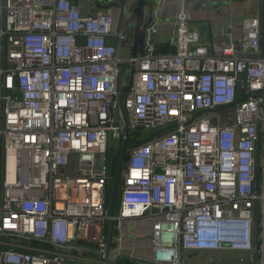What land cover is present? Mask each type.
Returning a JSON list of instances; mask_svg holds the SVG:
<instances>
[{
	"label": "built area",
	"instance_id": "obj_1",
	"mask_svg": "<svg viewBox=\"0 0 264 264\" xmlns=\"http://www.w3.org/2000/svg\"><path fill=\"white\" fill-rule=\"evenodd\" d=\"M136 1L0 0V264H103L124 139L118 96L133 67L130 139L175 128L128 148L116 230L150 219L151 256L126 255L117 234L110 264H186L203 251L248 253L253 264L257 213L264 264V0L212 45L183 9L166 51L152 25L133 58ZM150 1L156 14L162 0Z\"/></svg>",
	"mask_w": 264,
	"mask_h": 264
},
{
	"label": "crops",
	"instance_id": "obj_2",
	"mask_svg": "<svg viewBox=\"0 0 264 264\" xmlns=\"http://www.w3.org/2000/svg\"><path fill=\"white\" fill-rule=\"evenodd\" d=\"M234 0L231 4V8L227 6H222L217 3L227 2L223 0H162L159 5H157V11L154 21L149 27L155 25L157 27V35L155 39L158 42V50L160 52L166 51L167 45L166 41L168 37L172 34L176 20L184 12L189 19L190 28L201 32L203 40L212 45V38L216 35L222 28L226 27L228 24L237 25L240 23L242 18L248 17L243 15V11L238 13L233 8ZM216 4V7L214 6ZM257 11L249 14V17L257 16ZM205 22V24H203ZM203 24V25H201ZM235 38L240 37V31L236 29L234 31ZM237 43V42H236ZM224 47L222 44L216 40L213 44V51L216 54L223 53ZM144 222V241L141 243L139 240H135L131 234L128 232V227L138 228ZM152 226L153 223L150 219H135L127 220L122 224V229L119 231L118 236L121 239V245L125 249L126 255L131 254L137 258L144 259V261L149 260L151 256L152 247ZM235 254L240 255L241 261L248 264H252L251 255L248 253H234V252H198L189 253L185 258L186 264H217V257L223 254ZM118 255V251H114V257ZM127 257V256H125ZM208 261V263H207ZM222 262L219 261V264Z\"/></svg>",
	"mask_w": 264,
	"mask_h": 264
},
{
	"label": "water",
	"instance_id": "obj_3",
	"mask_svg": "<svg viewBox=\"0 0 264 264\" xmlns=\"http://www.w3.org/2000/svg\"><path fill=\"white\" fill-rule=\"evenodd\" d=\"M223 1H231V0H223ZM121 3L124 4L125 0H121ZM155 5L152 1L150 0H137L134 10H133V15L131 17V22L132 25L130 27V35L132 36V47H131V55L133 58H137L140 55L145 54V46H146V38H147V30L149 29V26L155 19ZM120 27V20L118 21V28ZM263 28H264V12H263ZM136 72V68L133 67L131 70V75H130V81L128 85H125L121 88L119 96H118V110H119V115L120 118L122 119L123 125H124V139L123 143L121 146L120 150V156H119V161L118 165L115 171V181L110 197V202H109V223H108V235H107V248L102 251L103 254V264H110L111 263V253L112 250L114 249V244H115V231H116V218H117V212H118V202L120 198V189L123 184V176H124V171H125V164H126V158L128 154V148L130 145H137V144H142V143H148L155 139L156 137L171 131L172 129L175 128V126H170L164 129H160L155 131L152 135L147 137L146 139L135 142L130 139L129 136V128H128V122H127V117L126 113L124 110V98L127 92L132 88V85L134 83V75ZM238 89L240 90L241 87L239 86ZM260 95H257L256 98H259ZM248 96H244L242 100L247 99ZM221 110V109H220ZM208 113V111L204 112ZM259 142H257L256 145V152H255V161H256V191L259 193V167H260V157H261V152L259 148ZM112 170L114 171V165L112 164ZM260 218L259 214L257 213V221L255 224V249H254V263L253 264H258L257 259H258V251H257V234H258V219ZM64 246L68 247H83V246H78L75 244H65ZM86 248V247H85Z\"/></svg>",
	"mask_w": 264,
	"mask_h": 264
},
{
	"label": "rangeland",
	"instance_id": "obj_4",
	"mask_svg": "<svg viewBox=\"0 0 264 264\" xmlns=\"http://www.w3.org/2000/svg\"><path fill=\"white\" fill-rule=\"evenodd\" d=\"M111 1H114V0H111ZM228 2L231 4L232 1H227V2H222V3H217V4H220L222 6L224 5V6L231 8V5L228 4ZM214 6L216 7V4ZM233 8L235 9V11H237L236 8H238V11H237L238 13H241V11H243L242 13L243 15L249 16V14L256 12V10L258 9V2L256 0H238L234 2ZM203 24H205V22ZM126 55H127V50L123 49L121 52V56L126 57ZM128 68H129L128 65H122V69L126 70ZM130 75L131 74H129L128 78L126 76L125 79H128L126 81L130 80ZM128 232L131 234V236L135 240H139L141 243H143L144 241V222L136 229L132 227H128ZM113 255H114V251L112 252V256ZM241 258L242 257L240 255H235L232 253H229V254L224 253L222 256L217 257V260H218L217 264H219V261L222 262L221 264H248V262L245 263L244 261H241ZM209 263L212 264V262H209Z\"/></svg>",
	"mask_w": 264,
	"mask_h": 264
},
{
	"label": "trees",
	"instance_id": "obj_5",
	"mask_svg": "<svg viewBox=\"0 0 264 264\" xmlns=\"http://www.w3.org/2000/svg\"><path fill=\"white\" fill-rule=\"evenodd\" d=\"M75 2H77V0H74ZM119 156H120V152L117 153L116 157H115V162H114V173H113V180H112V183L110 185V188H109V192H108V195H107V201H108V208H109V202H110V197H111V193H112V189H113V185H114V181H115V171H116V168H117V165H118V161H119ZM113 184V185H112ZM123 186V184H122ZM122 186H121V189H120V192L122 190ZM120 208V199H119V202H118V209ZM118 232L117 230L115 231V236H117ZM33 243L35 245H38L40 242L39 241H33ZM46 245H50V244H47ZM132 261L128 260V259H122L120 261V264H131Z\"/></svg>",
	"mask_w": 264,
	"mask_h": 264
}]
</instances>
